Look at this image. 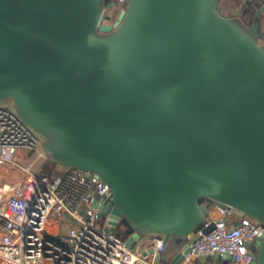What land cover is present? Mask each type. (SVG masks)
<instances>
[{
	"label": "water",
	"instance_id": "obj_1",
	"mask_svg": "<svg viewBox=\"0 0 264 264\" xmlns=\"http://www.w3.org/2000/svg\"><path fill=\"white\" fill-rule=\"evenodd\" d=\"M263 25L264 0H0V107L109 185L110 232L178 264L209 203L264 225Z\"/></svg>",
	"mask_w": 264,
	"mask_h": 264
},
{
	"label": "built area",
	"instance_id": "obj_2",
	"mask_svg": "<svg viewBox=\"0 0 264 264\" xmlns=\"http://www.w3.org/2000/svg\"><path fill=\"white\" fill-rule=\"evenodd\" d=\"M44 157L37 137L8 107H0V264H138L148 258L154 264L164 247L161 236L148 235L150 240L128 247L109 231L108 212L99 215L100 205L110 200L102 178L75 168L35 173V161ZM213 207L217 215L211 219L208 213L205 224L212 226L189 234L178 264L222 254L232 264H250L255 257L248 243L263 237L264 225L237 215L231 204Z\"/></svg>",
	"mask_w": 264,
	"mask_h": 264
},
{
	"label": "crops",
	"instance_id": "obj_3",
	"mask_svg": "<svg viewBox=\"0 0 264 264\" xmlns=\"http://www.w3.org/2000/svg\"><path fill=\"white\" fill-rule=\"evenodd\" d=\"M115 11L116 9L112 12L113 16L117 13V12L115 13ZM263 29H264V25H263ZM208 213H209V218L211 219L217 215V211L213 207V203L208 204ZM146 240H150V236L144 235L141 237V241H146ZM150 261L151 258H148L145 261H142L138 264H150ZM152 261L154 264H164L161 262L155 263L154 258ZM184 264H232V261L230 256L222 254V255H206V256L196 257Z\"/></svg>",
	"mask_w": 264,
	"mask_h": 264
},
{
	"label": "rangeland",
	"instance_id": "obj_4",
	"mask_svg": "<svg viewBox=\"0 0 264 264\" xmlns=\"http://www.w3.org/2000/svg\"><path fill=\"white\" fill-rule=\"evenodd\" d=\"M117 11L118 10H116L115 13ZM232 22L235 25H237L238 27H240V28L243 27V26H240L242 24L240 23L239 19L238 20L237 19L232 20ZM263 47H264V44H263ZM33 171L35 173H38V174L39 173H41V174H50V173H56L58 170H57L56 165H54L51 162H49L48 159H47V157H44V158H40L37 161H35V163L33 165ZM117 232L120 233V234H122V235H126V232H124V230L122 228H120L119 230L117 229ZM259 242H260L259 239L250 240L249 243H248L249 248L253 252H255L257 250V248H258ZM250 264H255V259L253 261H251Z\"/></svg>",
	"mask_w": 264,
	"mask_h": 264
},
{
	"label": "flooded vegetation",
	"instance_id": "obj_5",
	"mask_svg": "<svg viewBox=\"0 0 264 264\" xmlns=\"http://www.w3.org/2000/svg\"><path fill=\"white\" fill-rule=\"evenodd\" d=\"M118 2V1H117Z\"/></svg>",
	"mask_w": 264,
	"mask_h": 264
}]
</instances>
